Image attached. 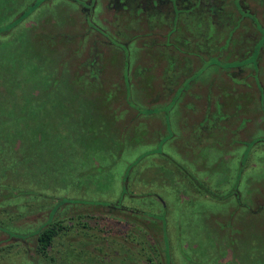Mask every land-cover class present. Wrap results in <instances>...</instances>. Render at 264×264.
I'll return each instance as SVG.
<instances>
[{
    "label": "rangeland",
    "instance_id": "1",
    "mask_svg": "<svg viewBox=\"0 0 264 264\" xmlns=\"http://www.w3.org/2000/svg\"><path fill=\"white\" fill-rule=\"evenodd\" d=\"M122 1L0 0V264H264V0Z\"/></svg>",
    "mask_w": 264,
    "mask_h": 264
},
{
    "label": "flooded vegetation",
    "instance_id": "2",
    "mask_svg": "<svg viewBox=\"0 0 264 264\" xmlns=\"http://www.w3.org/2000/svg\"><path fill=\"white\" fill-rule=\"evenodd\" d=\"M224 1L225 0H123L122 3H118V9L121 10L123 6L122 11H148L149 15L159 14L161 17H168V19L173 15V11L179 9L183 17H180L181 24H185L184 22H187L186 19L188 18L190 22L196 21L199 24L204 25L206 23L207 25L211 24L213 27H220L221 23H225L229 18L228 15L230 12L227 10L232 11V9L229 8L234 4V1H230L223 5ZM237 1L239 7L242 9L244 4L241 3V0ZM187 8H190V10H187ZM247 10L249 9L247 8ZM87 14H89V11ZM170 22L171 21L168 22L167 26H169Z\"/></svg>",
    "mask_w": 264,
    "mask_h": 264
},
{
    "label": "trees",
    "instance_id": "3",
    "mask_svg": "<svg viewBox=\"0 0 264 264\" xmlns=\"http://www.w3.org/2000/svg\"><path fill=\"white\" fill-rule=\"evenodd\" d=\"M164 87L169 89L174 88L173 83L171 82V76L167 78ZM121 193H123V191ZM61 229H63V227L55 222H51L50 224L47 223L46 225L39 227L35 232V253H43V251L50 245L52 238L56 236Z\"/></svg>",
    "mask_w": 264,
    "mask_h": 264
}]
</instances>
